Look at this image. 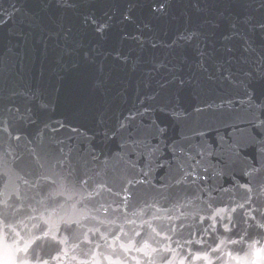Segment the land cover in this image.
Listing matches in <instances>:
<instances>
[{"label": "water", "instance_id": "water-1", "mask_svg": "<svg viewBox=\"0 0 264 264\" xmlns=\"http://www.w3.org/2000/svg\"><path fill=\"white\" fill-rule=\"evenodd\" d=\"M262 24L0 0V264H264Z\"/></svg>", "mask_w": 264, "mask_h": 264}, {"label": "snow or ice", "instance_id": "snow-or-ice-1", "mask_svg": "<svg viewBox=\"0 0 264 264\" xmlns=\"http://www.w3.org/2000/svg\"><path fill=\"white\" fill-rule=\"evenodd\" d=\"M261 27L264 28V24H262ZM228 51L230 52V51H232V49L229 48Z\"/></svg>", "mask_w": 264, "mask_h": 264}]
</instances>
